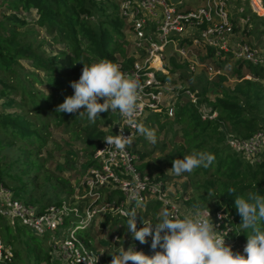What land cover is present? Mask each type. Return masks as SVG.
I'll return each instance as SVG.
<instances>
[{
    "label": "trees",
    "instance_id": "1",
    "mask_svg": "<svg viewBox=\"0 0 264 264\" xmlns=\"http://www.w3.org/2000/svg\"><path fill=\"white\" fill-rule=\"evenodd\" d=\"M234 1L235 9L244 6V15H249V21L242 30L243 37L246 39L249 33L255 34L257 38L253 46H258L264 37V17L253 12L247 0ZM261 4L264 7V0H261ZM261 15H264V11ZM34 27L44 30L45 36L40 40L36 38ZM125 29L126 22L119 13L116 0H0V183L11 192L13 199L37 207L38 212L44 211L50 204L59 205L63 200L70 199L68 196L60 197L58 189H55V199L51 195L47 196V189H43L38 195L36 193L38 178L42 175L45 164L40 153L47 145L49 135V120L43 119V112L48 118H53L56 126H63L76 135L81 133L84 157L80 164L81 175L76 181L77 187L89 167H99L93 154L103 137L114 134L112 124L116 116L118 117L117 112L101 113L96 123L91 124L86 116L78 117L79 113H57L55 109L67 96L74 95L70 83L79 80L83 63L91 65L101 59H108L115 64L120 63L122 68L130 67L134 63L135 59L129 55L131 52L125 48ZM233 30L238 31V25H234ZM46 44L55 45L57 50L46 52L43 47ZM128 45L131 46V43ZM212 52L209 49L207 56L211 57ZM23 61L28 65L26 71L20 68ZM169 63V75L162 76L159 72L163 80L180 67L175 54L169 56ZM244 64L251 73L250 78H244ZM233 65L232 75L238 81L231 88L222 84L225 80L223 76L210 85L203 83L201 76L197 79L202 84L201 90L196 93L197 106L189 100L182 101V96L178 95L170 124L167 121L160 122L159 116L163 113L159 112L148 114L146 120L148 124H158L159 129L168 125V131L173 132L174 140L182 143L177 145L175 151L178 157L184 151H208L214 154L215 160L210 167L194 170V175L204 179L203 185L199 187L204 191L197 198L187 199L186 208L199 204L212 211L222 209L228 215H233L230 224L235 225V228L227 238L232 239L237 235L236 232H240L237 238L247 243L251 230L240 228L242 218L235 205V196L246 198L249 192L264 195V151L258 159H247L232 150L227 145L226 138L232 135L236 139H247L264 130V67L240 60ZM193 78L190 74V79ZM190 79L188 87L193 91L195 88ZM208 91L214 95L212 100L207 95ZM202 105L208 106L207 114L212 115L215 112L216 116L203 119L199 111ZM148 124L145 123L146 126ZM172 124L177 127L173 129ZM143 139L137 132L132 143L133 152L139 156L137 169L141 173H147L152 179L164 182L165 175L153 177L148 172L150 166L144 162L146 154L136 147L145 144ZM164 146L162 143V147ZM8 149L17 151L16 159L6 160L5 153ZM69 153L74 157L78 156L76 151ZM169 156L172 158V154ZM56 169L62 171L64 168L57 165ZM48 177L43 175L42 179L52 187ZM59 183L64 189L69 187L64 180H59ZM230 188H235L236 192L230 193ZM72 191L74 186L69 190ZM147 208L138 216V230L143 219L154 217L159 212V201L149 202ZM109 221L108 215L99 223V229L107 227ZM113 221L114 228L109 235L106 238H97L98 245L107 249L112 248L110 237L118 231L117 224L120 222L122 229L126 225L117 217ZM151 222L155 224V218ZM260 227L264 229V221L260 222ZM12 228L16 231L10 233ZM19 228L31 230L20 219L16 218L10 223L8 216L0 214V239L4 245L10 247L15 264H62L59 260H51L49 249L42 252L37 247L34 235L18 236ZM91 229L93 228L84 231L82 236L85 244L94 247L95 237L91 235ZM237 229L240 230L236 231ZM37 236L49 239L48 233ZM151 244L152 239L149 238L145 243L146 255L149 257L162 251L159 247L153 249ZM234 252L240 253L236 250ZM112 254L115 252L110 251L103 256L107 264H111Z\"/></svg>",
    "mask_w": 264,
    "mask_h": 264
},
{
    "label": "built area",
    "instance_id": "2",
    "mask_svg": "<svg viewBox=\"0 0 264 264\" xmlns=\"http://www.w3.org/2000/svg\"><path fill=\"white\" fill-rule=\"evenodd\" d=\"M116 1L121 17L128 24L127 32H131L133 38L130 42L133 53L129 55L135 59L127 68L117 64L123 73L137 80L142 86L144 107L138 117L139 121L147 111L173 116L178 95L187 96V100L197 106L194 91L184 86L167 85V82L172 81V75L164 80L161 78L160 73L162 76L169 75L168 59L172 51L185 57L188 46L199 45L206 50L212 49V56L220 61L240 60L264 67V49L248 43L243 34L240 37L233 30L234 25L241 29L249 21V15H244V7L232 11L234 0H201L194 5L184 0ZM156 61L159 62V67L156 66ZM173 94H176L175 103L171 97L166 99ZM117 114L118 124L114 126L112 135H119L120 127H123L125 136L132 134L135 137L136 130L126 125L118 111ZM205 115L208 118L215 116L201 113L203 119L206 118ZM100 143L93 154L99 167L92 166L87 169L80 178L76 193L68 201L63 200L59 205L50 204L42 212L36 211L37 207L33 205H25L13 199L11 192L0 183V214L8 216L10 223L16 218L20 219L37 235L48 233L52 256L62 264H107L103 260V256L110 253H107V247L96 246L98 242L95 241L94 247H89L82 236L101 217L109 215V222L117 217L126 223V214L135 210L138 230V216L148 209L147 204L151 201H159L160 210L154 217L143 219L141 228L144 227L143 221L153 224L152 218H155V224L158 223L162 211L167 210L182 218L185 212L193 209L185 208L182 203L180 205L169 198L163 181L152 179L147 173H141L137 169L139 156L133 152L132 144L120 152L115 148H108L104 139ZM226 143L243 157L256 159L264 151V130L247 139H236L228 135ZM79 190L81 193H78ZM137 199L143 201V207L136 208ZM210 213L216 230L225 238L226 245L243 254L246 244L237 235L232 239L227 238L234 228L230 224L233 215H228L222 209L210 210ZM116 227L118 231L110 237L113 252L117 253L120 247L125 250L131 247L146 255L145 243L135 240L128 231L121 235L120 222ZM149 238H146L147 241ZM0 264H15L10 247L4 245L1 239Z\"/></svg>",
    "mask_w": 264,
    "mask_h": 264
},
{
    "label": "clouds",
    "instance_id": "3",
    "mask_svg": "<svg viewBox=\"0 0 264 264\" xmlns=\"http://www.w3.org/2000/svg\"><path fill=\"white\" fill-rule=\"evenodd\" d=\"M83 64L79 80L70 83L74 95L67 96L55 111L79 113L78 117L86 116L91 124L96 123L101 113L118 111L129 128L155 144L156 130L138 120L144 107L141 84L108 59L91 65ZM120 129L119 135L103 138L108 148L123 152L134 142V137L132 134L125 136L124 128ZM214 160V154L208 151H194L182 159H175L168 171L176 176L191 174L197 168L210 167ZM229 192L234 194L236 189L230 188ZM235 205L242 218L240 228L251 230L243 254L235 253L230 245H226L225 238L216 230L210 209L196 204L182 218L167 210L162 211L158 223L143 221L144 227L139 230L137 212L132 210L127 213L126 228L132 237L142 244L147 242V237H152L151 247H159L162 251L149 257L131 247L127 250L120 247L117 253L111 255V264H264V229L260 227V222L264 221V195L249 192L246 198L235 196ZM141 207L143 201L137 199L136 208Z\"/></svg>",
    "mask_w": 264,
    "mask_h": 264
},
{
    "label": "rangeland",
    "instance_id": "4",
    "mask_svg": "<svg viewBox=\"0 0 264 264\" xmlns=\"http://www.w3.org/2000/svg\"><path fill=\"white\" fill-rule=\"evenodd\" d=\"M188 1L189 4H197L201 0H184ZM246 1V0H241V2ZM249 6H252V0H247ZM235 2L233 1L232 3V11L235 9ZM261 2V0H260ZM244 7V6H240ZM245 9V8H244ZM251 10L253 12L254 9L251 7ZM256 13V12H255ZM259 16L264 17V15H260L256 13ZM34 13L32 14L33 17ZM35 28V31L37 32V40H40L42 37H44V30L40 28ZM244 28V26H243ZM243 28L239 29L237 32H235L238 36L241 37L243 34L242 30ZM249 29H251V26H249ZM255 29V28H254ZM128 24L126 22V29L125 33L126 34V44L125 48L126 50L129 49L131 53H133L132 46L128 45L132 41V36L131 32L128 34ZM256 35L255 34H250L247 36L245 39L248 43L252 44L256 42ZM259 48L264 49V37L261 40L260 44L258 45ZM46 49V52H52L56 51L57 48L55 45H48L46 44L43 46ZM209 49H203L198 45V47L195 46H188V52L185 57H181L174 53L173 51L170 52V55H176V60L177 63H179L180 67L175 70V73L172 74L171 79L175 84H173L172 81L167 82V85L175 86V87H188L189 86V79H190V74L194 76L192 80L193 86L195 90H193L194 94L198 93L201 90V82L197 79H199L202 76V81L203 83H208L209 85L213 81H219V77H225V80H223L222 84L226 88H231L238 80L235 78V76L232 75V65L236 62V60H230L227 59L226 61H220L218 58H215L214 56H207ZM169 55V56H170ZM168 59V58H167ZM169 60V59H168ZM238 61V60H237ZM234 66V65H233ZM22 70L26 71L28 70V65L26 64L25 61H23V66L20 67ZM166 68V67H165ZM171 68V64L169 63L168 68ZM242 72L245 73L244 78H250L251 73L247 70L245 67V64L242 66ZM262 83L264 84V78L262 79ZM36 88H39L37 84H35ZM189 88V87H188ZM182 94V93H181ZM207 95L209 99H213L214 95L210 93V91L207 92ZM175 96L176 94H173L172 96H168L166 99H169L171 97V100L173 103H175ZM197 96V95H196ZM187 96H182V101L187 100ZM197 101H198V96H197ZM208 107V106H207ZM206 106L202 105L199 107V110L201 113H207L208 108ZM175 110V108H174ZM152 112H146L142 116V119L144 124L147 123V115ZM216 116V113H213ZM174 116V115H173ZM173 116H164L161 115L159 116L160 122L164 123L167 121V124H170L171 120L173 119ZM213 116V117H215ZM205 117H207L205 115ZM212 117V118H213ZM208 118V117H207ZM43 119L48 121L49 126H48V131L49 135L47 136V145L43 148V150L40 153V156L44 158L45 164H44V169L42 170V175L39 176L38 178V190L36 191L37 195L44 191L43 189H47V196H53V199H55L56 193L55 189L57 190V193L64 197H72L74 195V191L76 189V181H78L81 173H80V164L83 160V140L81 139L79 133L78 135L74 134L73 132H70V130H67L63 126H56L55 122H53V118H48V116L43 112ZM118 117L116 116V119L114 120L112 126H116L118 124ZM165 125L162 129H159L158 124H148V127L154 128L156 130L157 134V145L154 146V144L149 143L145 138L142 140L145 142L144 145H137L136 147L143 152H145L146 156L144 158V162L147 163L150 166V169H148V172L152 174L153 177L156 175H165V188H166V194L171 198L172 200H175L177 203H182L183 207H187L185 201L187 199H192V198H197L198 195L203 193L204 189L201 188L199 189L200 186L203 185L204 179H200L198 176L194 175L193 173H185L182 176H176L174 175L170 170L173 167V161L175 159H182L184 156L192 154L191 151H184L182 156L178 157L177 154H175V151L177 149V145H181V141H175L174 140V134L170 130L168 131V125ZM155 125V126H154ZM152 126V127H151ZM173 129L176 128V124H172ZM68 129H71L70 126H68ZM227 139V138H226ZM162 143L165 145L162 147ZM20 145L21 142H18ZM186 148V145H185ZM69 151H76L77 157H74ZM17 151L14 149H8V151L5 153L7 155V161L14 160L16 159V154ZM172 154V158H170L169 155ZM261 155V154H260ZM260 155L258 157H255L256 159L260 158ZM169 157V158H168ZM5 160V161H6ZM60 165L64 169L62 171H58L56 169V166ZM70 168V169H69ZM43 175H48L49 183L50 185L53 184V186H49L43 179ZM59 180H64L66 181L67 185L71 188L74 186V191L69 192L70 188L64 187L59 183ZM30 186V185H29ZM62 190L60 191V189ZM181 205V204H180ZM159 205L156 207L158 208ZM188 208H193V206L188 207ZM153 210V209H152ZM104 217H101L100 219H97V221L94 222L93 229L91 231V234L95 237V242L97 241V238L101 237H106L109 235L111 229L114 228L113 223L114 221L112 220L110 224L103 228L102 230L99 229V222L103 221ZM125 225V223H124ZM235 228V225H234ZM100 230V232H98ZM240 229H237L236 231H239ZM16 231L15 229H10L9 232L12 233ZM127 232L126 225L123 229L119 230V233L124 234ZM82 233V232H79ZM17 234L18 236L22 235H29L32 234L35 237L37 247L41 249V251H46L49 249V253L51 256V260H54V257L52 256L51 249L49 248V239L48 237H41L33 234V232L27 228H19L17 229ZM126 235V234H125ZM152 239V237H150ZM48 240V241H47ZM246 244V243H244ZM96 246H99L96 243ZM113 248H108L106 251L109 253L112 251ZM234 250V249H233ZM236 250V249H235ZM234 250V251H235ZM237 251V250H236Z\"/></svg>",
    "mask_w": 264,
    "mask_h": 264
},
{
    "label": "bare ground",
    "instance_id": "5",
    "mask_svg": "<svg viewBox=\"0 0 264 264\" xmlns=\"http://www.w3.org/2000/svg\"><path fill=\"white\" fill-rule=\"evenodd\" d=\"M252 7L254 11L261 15V13L264 11V7L262 6L260 0H252ZM156 66L159 67V62H155Z\"/></svg>",
    "mask_w": 264,
    "mask_h": 264
}]
</instances>
